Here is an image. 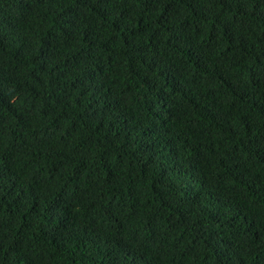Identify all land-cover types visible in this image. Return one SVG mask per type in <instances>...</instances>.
<instances>
[{"label": "trees", "instance_id": "obj_1", "mask_svg": "<svg viewBox=\"0 0 264 264\" xmlns=\"http://www.w3.org/2000/svg\"><path fill=\"white\" fill-rule=\"evenodd\" d=\"M0 264H264V0H0Z\"/></svg>", "mask_w": 264, "mask_h": 264}]
</instances>
